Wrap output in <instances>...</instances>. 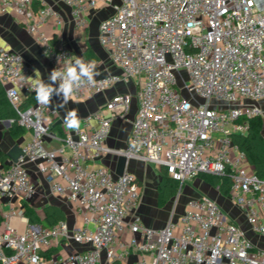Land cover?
Wrapping results in <instances>:
<instances>
[{"label": "built area", "instance_id": "built-area-1", "mask_svg": "<svg viewBox=\"0 0 264 264\" xmlns=\"http://www.w3.org/2000/svg\"><path fill=\"white\" fill-rule=\"evenodd\" d=\"M59 1L69 8L76 29L86 27L85 11L99 4ZM0 7L37 35L54 69L66 71L71 54L53 48L38 31L48 20L60 23L51 5L0 0ZM98 42L116 72L91 83L81 80L68 98L81 100L132 83L136 113L121 150L109 148L106 140L112 122L127 117L131 93H115L66 130L61 148L46 150L48 107L37 100L22 106L21 90L36 96L28 67L20 54L0 50V84L17 123L31 136L16 163L0 165V198L32 199V164L49 192L65 196L83 218L78 228L65 221L44 228L21 216L25 225L19 231L11 223L16 212L0 207V264H128L132 253L138 258L131 264H264V180L232 142L250 119L263 114L258 104L264 101V0H120L100 21ZM120 155L127 163L163 168L179 190L201 174L227 175V203L244 227L206 195L189 198L182 208L175 203L163 226H146L136 214L141 188L127 163L121 176L104 164L89 165ZM57 244L73 249L56 254Z\"/></svg>", "mask_w": 264, "mask_h": 264}, {"label": "crops", "instance_id": "crops-1", "mask_svg": "<svg viewBox=\"0 0 264 264\" xmlns=\"http://www.w3.org/2000/svg\"><path fill=\"white\" fill-rule=\"evenodd\" d=\"M44 1L46 4L51 5L60 17L59 24H55L53 20H48L38 28V31L40 33H43L48 37L49 44L53 48H63L67 50L71 54L73 61L75 60V58H81L85 63H87L92 61L87 57L92 56L94 58V61L96 62V68L94 70L96 74L94 75L93 79H96L107 73L116 72V70L111 66L108 54L104 51V49L98 42V26L101 20L113 13L114 8L120 4V0H117L115 4L112 3L111 0H99L97 8L85 11L84 15L87 19V25L83 29H76L73 26L69 8L63 5L59 0ZM0 50H10L21 55L25 65L28 67L29 79L33 82V84L37 79L43 80L45 83L50 82L49 74L54 68L43 56L37 35L30 34L26 30L25 23H23L21 18L12 10H2L1 7ZM55 86L57 87V84ZM118 92H129L133 95V99L127 117L125 119H115L112 122L110 134L106 140V145L109 148L115 150L123 149L126 144L128 132L130 130L131 121L135 117L137 106L135 98L136 90L132 83L127 86L118 84L102 94L87 95L81 100L68 98L65 102L62 96L53 95L49 104H47L49 112L45 117V122L47 124V133L44 137L45 149L57 150L62 147V139L65 135L66 130H71V128L67 127L65 124V116L69 111L76 110L77 118L80 119L99 110L105 104L107 99ZM2 93H4L5 96L4 87L0 84V97ZM20 95L23 107L30 105V102L32 100L31 98H36L35 95L29 94L25 90H21ZM258 106L263 111L261 118L263 119L264 132V101L259 103ZM58 122L60 123L58 124ZM11 123L12 122L10 119L0 118V153L5 155L7 165L10 163V160L6 156V153L11 149V147L17 145L22 148L31 140V136L28 131H26V133L19 138H13L10 135ZM55 125L58 126L57 129H53ZM93 125H95V123H93ZM27 133L29 134L28 138H26ZM63 154L65 156H69L70 152L65 149L63 151ZM116 161L117 157L109 156L105 157L101 161L90 162L89 165L96 166L104 164L109 169L114 171ZM138 164H144L152 167V165L144 163L142 161L130 160L127 163V168L128 170L134 172V169L138 167ZM28 172L32 183L35 185L36 190L32 199L23 201L20 198H13L11 200L0 198V207L2 211L7 212L11 208L16 212L15 217L11 219L12 225H14L19 231L23 230L25 224L20 217H23L22 203L26 202L40 217L42 216V210L45 206H56L63 211L65 215V222L69 225V227H81L83 225V218L70 205V203L67 201V198L65 196L53 195L49 192L48 184L40 175L35 165H28ZM136 179L140 186L139 179ZM158 181L156 183V187ZM217 195L221 197V195ZM216 202L222 208H224V210H227L231 215H238L236 209L234 207H230L227 201L223 204L221 203L222 201ZM167 205L168 203L163 208H161V210H164ZM144 206V198L140 197V201L136 209V214L140 216L143 224L152 228H159L163 226L168 218L170 210L168 211V215L165 220H163L164 216H162V218L158 219L156 224H154V221L150 220L147 214H145ZM154 206L157 208L156 194L154 198ZM179 207L182 208L181 205H179ZM236 219L237 223L244 227L242 220L238 218V216L236 217ZM126 235L128 236V233L125 234V236ZM53 249L56 254H61L64 256L73 249V246L57 244ZM137 258V255L132 253L127 257L126 262L128 264H131L135 262Z\"/></svg>", "mask_w": 264, "mask_h": 264}, {"label": "trees", "instance_id": "trees-1", "mask_svg": "<svg viewBox=\"0 0 264 264\" xmlns=\"http://www.w3.org/2000/svg\"><path fill=\"white\" fill-rule=\"evenodd\" d=\"M92 61L94 58L88 56ZM30 105L36 102V98H31ZM0 118L11 120L10 135L13 138H19L26 133V130L17 123L15 111L5 99L4 93L0 97ZM55 125L53 129H57ZM61 134V133H60ZM232 142L245 154L247 163L252 169V172L260 179L264 180V136H263V119L261 116L254 117L248 121V127L244 134H236L232 136ZM0 164L3 168L7 166L6 157L0 153ZM210 176L211 186L218 190L222 196H228L230 180L227 175L214 176L201 174L199 177ZM179 183L171 179L163 168L159 171V181L156 187V206L163 208L177 194ZM22 215L30 224H39L44 228H49L56 225L58 222L65 221V215L61 209L56 206L48 205L42 210V216L38 214L27 204L22 203ZM54 252V250H52Z\"/></svg>", "mask_w": 264, "mask_h": 264}, {"label": "rangeland", "instance_id": "rangeland-1", "mask_svg": "<svg viewBox=\"0 0 264 264\" xmlns=\"http://www.w3.org/2000/svg\"><path fill=\"white\" fill-rule=\"evenodd\" d=\"M111 2L115 4L117 0H111ZM28 137L29 134L27 133L26 138ZM134 170L135 171L133 173L140 182L141 197L144 198L145 214H147L150 220L154 221V224H156L157 220L162 218V216H164L163 220H165L168 215V211L173 207L175 203H178L182 206L189 198L197 195H206L214 199L215 201H222V204L227 201L226 196H222L217 189L211 186L210 176L205 178L199 177L186 182L182 189L178 190L176 196L168 203L166 208L164 210H161L154 206L156 183L159 176L158 169L153 166L151 167L144 164H138V167ZM205 185L208 187H206ZM217 194L221 195V197Z\"/></svg>", "mask_w": 264, "mask_h": 264}, {"label": "clouds", "instance_id": "clouds-1", "mask_svg": "<svg viewBox=\"0 0 264 264\" xmlns=\"http://www.w3.org/2000/svg\"><path fill=\"white\" fill-rule=\"evenodd\" d=\"M96 62L90 61L85 63L81 58H75L73 61L69 58L66 62V71L61 72L53 69L49 74V83L37 79L34 81L36 99L41 104H49L53 95L62 96L67 101L75 87H79L81 80H87L91 83L96 74L94 72ZM57 80L61 83L56 87ZM65 124L69 128L78 127L79 121L76 110L69 111L65 116ZM35 264V260H34Z\"/></svg>", "mask_w": 264, "mask_h": 264}, {"label": "water", "instance_id": "water-1", "mask_svg": "<svg viewBox=\"0 0 264 264\" xmlns=\"http://www.w3.org/2000/svg\"><path fill=\"white\" fill-rule=\"evenodd\" d=\"M59 123L60 122H58V124ZM6 156L9 158L11 163H16L18 158L22 156L21 148L17 145L11 147V149L6 153ZM126 163H127V159L125 156L120 155L117 157V161L114 169V174L116 176H121L123 174L126 167Z\"/></svg>", "mask_w": 264, "mask_h": 264}]
</instances>
